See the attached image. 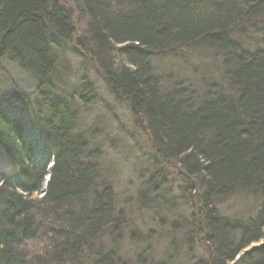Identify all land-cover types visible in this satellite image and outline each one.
<instances>
[{"label":"trees","instance_id":"obj_1","mask_svg":"<svg viewBox=\"0 0 264 264\" xmlns=\"http://www.w3.org/2000/svg\"><path fill=\"white\" fill-rule=\"evenodd\" d=\"M65 1L72 10L62 0H0V61L37 83L32 102L20 94L14 101L51 139L48 157H33L23 117L0 102L7 168L0 171V264L125 261L114 244L132 223L115 211L110 180L90 161L87 141L74 135V109L53 95L57 40L94 61L154 150L137 176V206L154 222L148 228L140 219L143 230L130 232L138 256H159L148 264H264V0ZM83 23L89 36L79 40ZM166 55L189 78L159 75L153 61ZM143 148L132 147L130 164ZM162 166L177 176L168 178ZM247 201L253 208L246 205L242 220L230 205ZM105 235L110 241L96 244ZM194 242L206 261L195 258ZM257 242L263 245L245 250Z\"/></svg>","mask_w":264,"mask_h":264},{"label":"rangeland","instance_id":"obj_2","mask_svg":"<svg viewBox=\"0 0 264 264\" xmlns=\"http://www.w3.org/2000/svg\"><path fill=\"white\" fill-rule=\"evenodd\" d=\"M62 2L66 4L68 1L62 0ZM66 5L68 9L72 10L69 4ZM81 31L78 33V39H88L89 35L86 32L87 25L85 23L83 25L81 24ZM56 44L58 50L55 51L52 49L56 69V76L52 78V83H54L57 92L53 95L64 98V100L70 103L72 109H74L77 117L74 123V135L81 136L87 141L86 150L90 155V161L96 162L101 173H103L101 176L102 180L104 178L110 180V186L116 198L114 202L115 211L121 208L125 219L127 221L129 220V223H132V226L128 225L127 228L120 232V240L118 244H114L116 253L125 259L124 264H146L138 256L140 251L139 243L135 241V236L130 237V232L137 233L143 230L144 227H141L138 223L140 219L145 221L146 227H154L153 219L145 214L139 205L137 206L138 196H135L143 188L140 187L137 176L140 170L148 165L144 160V156L147 159L148 156L153 155L150 151L154 150L147 143L146 135L139 130L141 129V125H137L138 122L130 109L129 103L126 100L125 103L116 100L115 96L112 95L109 88L105 85L100 75V70L94 65V61L88 55L82 54L80 47L72 46V44L61 40H57ZM74 50H77L79 53L74 52ZM153 64L159 75L167 76V74L174 73L175 77L186 79L190 76L188 69H185L180 62H176L170 55H166L164 58H155ZM197 67L199 70L202 69L200 65H197ZM32 83L33 81L30 75L26 71L18 68L14 62L6 59L0 61V102L5 105V108L13 116L23 117L22 126L24 128L25 139L32 148L33 157L38 155V158L42 160L48 157L44 144H47L50 138L38 128L30 125L26 109H21L20 103L14 101L16 95L20 94L29 103L32 102L36 98L35 87L37 85L36 82ZM89 95H92L93 98L89 99ZM21 112H24L23 115L20 114ZM140 145L144 146L147 150L144 148L139 149L141 158L136 161L132 156L130 164L132 147L136 148V146L139 147ZM97 152L98 157L95 155ZM94 155L96 158H94ZM51 166L52 163H49L47 169H50ZM162 168L167 171L164 174L168 178L177 176L174 168L168 166H162ZM2 169L3 171L5 169L7 170L5 158L2 157V152L0 151V171ZM47 179L48 177L45 178L46 181ZM97 183L99 182L96 181ZM134 197L137 198L134 199ZM124 201L132 203V207L122 205L121 202ZM182 201H177L179 209H182V205L180 206ZM260 201L255 200L256 203H260ZM246 205L248 207L250 205V208H253L251 201L231 204L230 208L237 209L239 215L237 217L243 220L246 216L242 212L245 208L247 210L250 209ZM185 211H188V214L190 213L189 208H186ZM150 222L152 225H150ZM151 234L154 235L151 242L157 244L159 238L157 232H151ZM106 237L107 235L105 237H99L96 244L102 240H105L104 242L110 241ZM179 237L181 238L182 235L180 234ZM108 245L110 246V243ZM262 245L263 242L253 243L245 250L248 251L251 247H260ZM193 246L195 258L199 259L204 257L206 261V251L195 242ZM157 251L161 253L162 249L158 248ZM190 251L192 250L190 249ZM146 255L148 261H154L159 257L157 255L152 256V253ZM88 264H91V262H88ZM174 264H188V260L178 258L177 261H174Z\"/></svg>","mask_w":264,"mask_h":264},{"label":"bare ground","instance_id":"obj_3","mask_svg":"<svg viewBox=\"0 0 264 264\" xmlns=\"http://www.w3.org/2000/svg\"><path fill=\"white\" fill-rule=\"evenodd\" d=\"M74 51H76V52H78L77 50H74ZM79 53V52H78ZM39 129V128H38ZM40 131H41V129H39ZM43 133V132H42ZM51 141V139L48 141V143L47 144H44V143H42V144H44L45 146H46V149H47V146H48V144H49V142ZM22 144V143H21ZM23 147L21 146V150H25V149H22ZM25 155H28V156H31V154L29 153V154H27V153H21L19 156H25ZM157 254H159V251L157 252ZM178 255H179V252L176 250V252L174 253V256L177 258L178 257ZM180 255H182V252L180 253ZM143 260H144V263H146V264H148L149 263V261H148V257H146V256H144L143 257Z\"/></svg>","mask_w":264,"mask_h":264}]
</instances>
